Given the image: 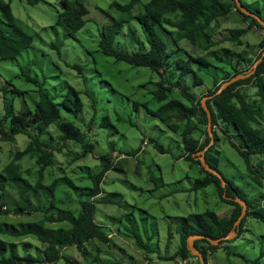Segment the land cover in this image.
Returning <instances> with one entry per match:
<instances>
[{
	"label": "rangeland",
	"instance_id": "obj_1",
	"mask_svg": "<svg viewBox=\"0 0 264 264\" xmlns=\"http://www.w3.org/2000/svg\"><path fill=\"white\" fill-rule=\"evenodd\" d=\"M7 1H11L15 15L35 35L33 46L24 50L17 58L0 60V86H9L11 90L14 88L13 83L23 91L16 94L11 91L9 94L10 98L15 99L17 109L34 106L40 99L39 86L28 80L24 74L25 67L32 77L46 81L45 90L50 95H57L61 99L69 85L82 91L84 111L77 117L69 115L82 129L83 141L89 143L92 149L87 153L83 144L72 142L70 150L56 152L57 163L45 171L44 181L47 185L52 184L56 178L65 176L71 186L64 184L63 179L57 190L62 207L79 213L83 199L80 193L84 190L80 187L93 186L90 174L101 170L103 156L115 147L113 161L118 165L106 174L102 184L104 197L114 198L115 201L96 200L97 220L109 231V237L107 240L98 237L92 240L88 244L91 251L88 256L83 248L69 246L63 251L66 257L60 264H90L91 261L86 259L95 258L93 255L97 252L100 253V264H108L116 259L123 264H173L174 261L162 258L181 248V235L177 231L179 216L208 209L216 210L221 216H230L236 206L223 201L214 184L198 190L191 189L196 179L202 176L200 166H194L185 157H181L180 154L186 152L182 133L174 131L169 123L149 111L159 107L153 93L160 80L159 74L150 68L135 67L127 61L117 60L100 48V28L105 23L112 21L113 17H129L132 11L140 14L150 0L140 1L131 12L112 8L114 1L128 3L130 0H84L91 13L88 23L76 36H71L63 26L57 25L59 14L64 9L63 0H45L39 4H31L27 0ZM133 22L143 30L137 20L134 19ZM216 24V39L219 40L227 36L230 29L249 27L250 20L236 10L229 16L220 18ZM166 38L172 40L173 37L167 34ZM241 39H244L245 44L239 40H226L208 49H200L188 38L182 39L180 45L194 55L222 46L232 49L228 54L230 58L232 55L239 57L245 48H249L254 55L263 50L261 41L264 39V29L253 26ZM54 44L58 47H54ZM215 62L226 71L232 68L217 60ZM192 63L194 71L188 74L185 82L191 86L192 92L200 96L206 94L201 98L205 106L212 98L209 93L215 88V76L223 79L226 71L222 73L216 66ZM71 64L82 65L83 73L80 69L71 67ZM251 68L253 69L245 67L246 72L252 71ZM197 74L203 79L202 83L195 82ZM250 92L257 97L256 88L250 89ZM90 94L98 98L97 108L93 107ZM136 102L141 105H136ZM4 103L2 91L0 117L6 113ZM105 117L107 119L104 124ZM217 131L221 139L218 146L221 156L223 155V172L246 187L253 197L260 195L262 191L264 193V188L249 177L245 158L229 142V136L221 125L217 127ZM235 134L233 131L231 136L240 143ZM195 137L205 142L208 136L204 130H200ZM214 140L213 144L217 142L216 138ZM29 141V136L21 133L14 141L0 142V171L15 158L18 150L27 148ZM158 142L171 151L162 152L157 147ZM202 151L197 152V159L202 156ZM260 159L256 155L254 163ZM19 162L24 176L36 184L40 169L37 158L27 156ZM86 171L89 173H85ZM162 176L166 184H160L159 177ZM178 188H187L189 191H177ZM5 189L7 205L20 202V186L9 182ZM84 199L89 197L85 196ZM46 200V194H40L37 200H33V207H46ZM12 208L16 209L15 206ZM43 209L18 215L15 212L0 215V221L5 219L21 223L38 220L42 218ZM54 214L56 215L55 209ZM127 214H131L130 219ZM60 224L61 222L52 223L55 226ZM64 224L68 222L65 221ZM128 225L132 232L125 230ZM239 229L241 231V225ZM237 237L238 234L225 243L224 248L216 247L213 256L209 257V264H264V221L250 217L241 236ZM15 240L20 245L21 254H25L26 250L43 254L41 249L46 246L35 237ZM28 243L32 245H27Z\"/></svg>",
	"mask_w": 264,
	"mask_h": 264
},
{
	"label": "trees",
	"instance_id": "obj_2",
	"mask_svg": "<svg viewBox=\"0 0 264 264\" xmlns=\"http://www.w3.org/2000/svg\"><path fill=\"white\" fill-rule=\"evenodd\" d=\"M27 1L31 4H39L45 0ZM140 1L144 0H130L128 3L114 1L112 8L131 12ZM242 2L248 9L264 18V0H242ZM63 4L64 9L59 14L57 25L63 26L71 36H76V33L88 23L91 10L84 0H63ZM236 7V0H150L144 5L145 9H142L140 14H134L132 11L131 15L126 18L113 17L112 21L100 28V48L105 54L120 61H127L135 67L150 68L159 74L160 80L153 92L154 98L159 102V107L149 109V111L169 123L174 131L182 133L186 152L180 155L192 165L200 166L202 175L195 181L193 189L207 188L214 184L221 199L236 206L230 216H221L216 210L208 209L178 217L177 231L181 235L182 246L179 251L168 257L169 260L174 261L173 264H180L177 261L179 258L186 259L193 255L189 246L192 235L201 234L217 240L227 237L232 232L237 219L243 212V205L234 199L236 196L246 200L249 206L248 213L241 223V231L238 230L237 238L241 236L250 217L264 221L263 189L260 195L253 197L246 187L238 184L223 172L222 152L218 146L221 139L217 131V127L221 125L229 136V141L245 158L249 177L264 188V59L258 65L255 74L232 83L222 93L217 94L226 80L246 72L245 67H254L258 59L263 56L264 39L261 41L263 50L259 53L256 52L253 55L249 48H245L239 57L232 55L231 58L228 54L232 49L227 46L194 55L180 45V41L184 38L190 39L200 49H208L226 40H239L245 44L241 37L245 36L253 26L264 29V25L256 17L244 14L241 10L238 11L250 20V26L230 29L227 36L216 39L218 32L216 22L234 13ZM134 19L142 25L143 30L133 22ZM167 34L173 37L172 40H167ZM34 42L35 35L26 28L24 21L15 15L11 1L0 0V60L17 58L24 50L32 47ZM53 46L58 47L56 44ZM215 60L232 66V68L226 71L225 68L219 67ZM192 62H200L207 67L216 66L218 70H222V73L226 71L223 79L215 76V88L209 93L210 95L215 94L208 100V106L213 114L217 142L209 148L206 154L210 165L222 172L228 182L226 186L220 176L207 170L203 161L197 159V152L206 149L212 141V136L207 127L210 121L209 112L201 99L206 94L200 96L192 92L191 86L185 82L188 74L194 71ZM245 63L248 65L245 66ZM70 66L80 69L83 73L82 65L71 64ZM24 74L28 80L36 82L39 86L40 99L34 106L17 109L15 99L10 98L9 94L11 91L14 94L23 93V91L13 83L11 84L14 88L11 90L9 86H0V92H4L6 108V113L0 117V142L14 141L21 133H26L30 138L27 148L18 150L15 158L0 171V215L6 216L11 212L18 215L45 209L41 211L43 215L38 220L21 223L5 219L0 221V264H60L66 257L63 253L66 247L78 245L88 256L91 253L88 244L92 243V240L96 237L107 240L109 237V231L97 220L96 200L115 201L114 198L104 197L102 186L106 174L118 165L113 161L112 153L115 147L103 156L101 170L90 174L94 182L93 186L80 187L84 190L80 193L83 199L79 213L62 207L57 190L63 179H65L64 184L67 186L70 184L63 176L47 185L44 181L45 171L57 163L56 152L70 150L72 142L83 144L87 153L92 149L89 143L83 141L82 129L69 115L77 117L84 111L82 91L74 85H69L66 94L60 99L57 95H50L45 90L46 81H39L32 77L27 67H25ZM202 80L197 74L195 82L202 83ZM252 87L257 89V97L251 94L250 88ZM89 96L93 107L97 108L98 98L92 94ZM196 118H199L198 121H195ZM106 119L107 117H105L104 124ZM54 128L57 130H53ZM200 130H204L208 136L205 142L195 137ZM233 131L236 132L234 136L239 138L240 143L231 136ZM157 145L164 153L171 151L160 142ZM135 154L137 153H133ZM256 155L261 159L255 164ZM27 156L37 158L40 167L39 180L36 184L24 176L22 165L19 162ZM159 180L160 184L164 183L163 176L159 177ZM9 182L22 188L21 199L17 204L7 205L5 188ZM78 190L80 192V189ZM40 194H46L47 200L44 203L46 207L40 205L33 207V200H37ZM85 196L89 199L85 200ZM14 206L15 210L12 208ZM130 215L127 214L128 219L131 218ZM65 221L68 224H64ZM55 222H61V224L52 225ZM125 230L132 232L129 225L125 227ZM121 231L122 229L119 232ZM27 237L38 238L46 244L41 249L43 254L30 250L21 254L20 245L15 239ZM228 241L230 240H224L221 244ZM195 244L203 251L207 264H209V250H215L219 246L205 238L197 239ZM27 245H32V243ZM93 257L95 258L86 260L91 261L90 264H100V253H94ZM108 264L123 263L116 259ZM198 264H202L201 261Z\"/></svg>",
	"mask_w": 264,
	"mask_h": 264
},
{
	"label": "water",
	"instance_id": "obj_3",
	"mask_svg": "<svg viewBox=\"0 0 264 264\" xmlns=\"http://www.w3.org/2000/svg\"><path fill=\"white\" fill-rule=\"evenodd\" d=\"M237 8L240 9L245 14H249V15H252V16L256 17L257 19H259L260 23L264 25V18L260 14L254 12V11H252L250 9H248L243 4L242 0H237ZM263 59H264V53H263V56L260 59H258V61L254 64V67H253L252 71H250V72H244L242 74H238V75L234 76L232 79H230L228 81H225L223 83V85L221 86L220 90L217 92V94L222 93L232 83H234V82H236V81H238L240 79H244V78H247V77L255 74L256 71H257L258 65L263 61ZM214 96H215V94L211 95V97H214ZM205 108L209 112V116H210L209 117L210 118V121H209V130H210V133H211V136H212V141L206 147V149H204V151L201 152L202 153V156L200 157V159L203 161V164H204V166L206 167L207 170H209V171L217 174L218 176H220L222 178L223 184L226 186L228 182L224 178L223 174L220 171L214 169L210 165V163L207 161V158H206V152L213 145V143L215 141L214 140L215 137H214V130H213V114H212V111L210 110V108H209V106H208L207 103H205ZM234 199L237 200V201H239L243 205V212H242V215L239 217V219L236 221L234 229L232 230V232L227 237L220 238V239L215 240L211 236H204V235L199 234V235H193V236H191V238L189 240V246H190V249L192 251V254L199 255L200 258H201V263L202 264H207V260H206V258L204 256V253L202 251H200V250L197 249V247L195 245V239H193V237L206 238V239L212 241L215 245H219L220 242L223 239H232L235 235H237L238 234L239 227H240V225H241L244 217L248 213L249 206H248V203L246 202V200L242 199L240 196H236V197H234Z\"/></svg>",
	"mask_w": 264,
	"mask_h": 264
},
{
	"label": "clouds",
	"instance_id": "obj_4",
	"mask_svg": "<svg viewBox=\"0 0 264 264\" xmlns=\"http://www.w3.org/2000/svg\"><path fill=\"white\" fill-rule=\"evenodd\" d=\"M236 3H237V0H236ZM244 4V3H243ZM236 10H240V9H238L237 7H236ZM242 12V11H241ZM91 13V12H90ZM244 13V12H243ZM257 13V12H256ZM245 14V13H244ZM90 15V14H89ZM227 81V80H226ZM252 88H254V87H252ZM252 88H250V89H252ZM213 125H214V123H213ZM213 130H214V127H213ZM215 134V133H214ZM229 140V139H228ZM230 142V141H229ZM209 150V149H208ZM207 150V151H208ZM206 154H207V152H206ZM223 156V155H222ZM222 156H221V158H222ZM184 158V157H183ZM254 159H255V157H254ZM256 164V163H255ZM219 171V170H218ZM222 173V172H221ZM197 180V179H196ZM164 182H165V180H164ZM165 184H166V182H165ZM192 190H194L193 189V187L191 188ZM177 191H189L187 188L186 189H181V188H178L177 189ZM194 213V212H193ZM191 214V213H190ZM180 217V216H179ZM101 223V222H100ZM104 226V225H103ZM246 227V226H245ZM199 235V234H198ZM193 236V235H192ZM191 238V237H190ZM197 239H201V238H197ZM197 239H195V241L197 240ZM206 239V238H205ZM214 239V238H213ZM224 240H227V239H223L222 241H224ZM229 240H231V239H229ZM210 241V240H209ZM221 241V242H222ZM221 242H220V244L218 245L219 247H221V248H224L225 247V243H227V242H225V243H222L221 244ZM182 244V243H181ZM196 245V244H195ZM73 246H78V245H73ZM182 246V245H181ZM224 246V247H223ZM69 247V246H68ZM68 247H66L65 249H67ZM181 249V248H180ZM180 249H178L177 251H179ZM198 249V248H197ZM198 250H200V249H198ZM177 251H175L174 253H172V254H170L169 253V255L168 256H165V258H162V259H166V260H169L168 259V257L169 256H171V255H173V254H175ZM201 251V250H200ZM203 252V251H202ZM209 254H210V256H213V254H214V250L213 249H211V250H209ZM205 256V255H204ZM195 258H198L197 260H194ZM170 261V260H169ZM173 261V260H172ZM180 264H198L200 261H201V258H200V256L199 255H192V256H190V257H188V258H186V259H183V258H179L178 260H177Z\"/></svg>",
	"mask_w": 264,
	"mask_h": 264
},
{
	"label": "built area",
	"instance_id": "obj_5",
	"mask_svg": "<svg viewBox=\"0 0 264 264\" xmlns=\"http://www.w3.org/2000/svg\"><path fill=\"white\" fill-rule=\"evenodd\" d=\"M198 258H195L194 260H197Z\"/></svg>",
	"mask_w": 264,
	"mask_h": 264
}]
</instances>
